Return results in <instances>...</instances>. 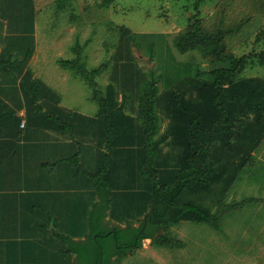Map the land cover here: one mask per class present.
I'll return each instance as SVG.
<instances>
[{
    "label": "rangeland",
    "instance_id": "1",
    "mask_svg": "<svg viewBox=\"0 0 264 264\" xmlns=\"http://www.w3.org/2000/svg\"><path fill=\"white\" fill-rule=\"evenodd\" d=\"M101 2L0 0V264H76L58 234L85 238L96 176L108 183L110 226L141 224L159 196L156 184H172L182 152L169 132L166 91L174 87L195 98L194 83L208 80L220 64L199 49L181 52L174 45L193 22L196 0ZM199 6L205 29L243 22L226 33L227 51L264 49V0H200ZM78 42L89 69L107 64L96 77L103 104L84 78L58 63L78 55ZM250 63L240 77L264 79V65ZM146 80L159 87L161 116L160 154L148 173L139 116ZM258 88L264 90V81ZM254 97L264 102V95ZM256 114H241L239 137L216 144L223 156L214 153L216 166L235 161L236 167L243 154H254L233 185L221 181L211 191L188 193L215 213L225 210L220 229L184 220L162 231L182 246L145 238L119 264H264V139L252 151L264 124L255 131ZM252 126L254 133L241 137ZM233 141H245L242 152L228 145Z\"/></svg>",
    "mask_w": 264,
    "mask_h": 264
},
{
    "label": "trees",
    "instance_id": "2",
    "mask_svg": "<svg viewBox=\"0 0 264 264\" xmlns=\"http://www.w3.org/2000/svg\"><path fill=\"white\" fill-rule=\"evenodd\" d=\"M69 1L59 0L62 5ZM114 1L102 0L101 4L108 6ZM199 5L200 0H196L197 12L193 15V22L188 30L180 32L175 37L174 45L181 52L199 49L208 59L210 58L212 63L220 64L210 71L211 77L208 80L201 79L194 83L198 89V95L195 98L187 96L184 90L180 92V89L174 87L166 91L168 109L172 116L169 132L173 136V142L182 148L179 166L174 171L175 174L170 177L172 184L165 187L156 184L159 196L151 203L141 224L136 226L131 221L126 225L110 226L107 218L112 198L109 194L108 183L104 177L96 176L98 197L90 213V230L85 238L75 239L64 233L58 234L70 244L66 251L76 254V264H99L100 261L101 264H110L111 257L115 255L119 262L129 251L140 248L145 238H152L159 246H182L184 243L182 240L162 231L163 229L169 231L172 225L184 220L208 223L219 229L221 227L225 210L222 209L220 213H215L200 200L188 196V193L196 195L200 192L211 191L214 184L221 181L232 186L239 171L245 169L254 157V154L250 157L245 153L236 167H234L235 161L231 167L224 164L216 166L218 155L216 156L214 153L223 157L219 153L220 147L216 146L217 141L227 142L232 137L231 134L235 135L234 139L239 137V129L236 128L239 123L236 121L241 114L246 112L252 114L254 110H257L255 116L258 121L254 124L255 131L258 125L264 124V102L253 99L259 94L264 95V90L258 88L264 79L240 77L241 73L251 64L250 62L253 64L258 60L260 64L264 65V49H255L251 53L239 55L233 51H227L228 46L224 41L226 33L238 31L243 22L230 28L219 26L215 31L205 29L203 18L199 14ZM221 19L223 20V18ZM75 50L78 52L77 56L60 58L58 63L66 69H72L75 74L84 78L93 88L92 98L103 104L104 99L101 97L96 77L101 74L107 64L89 69L83 59L82 45L79 42ZM27 58L28 55L23 61ZM2 61L0 58V63ZM158 98L157 83L146 80L139 97L141 107L139 116L144 127L142 151L145 173L149 172V165L157 167L156 161L160 154V145L157 140L161 130ZM253 133L252 126L250 133L243 131L241 137H248ZM262 133H259V141L252 149L253 152L264 139V131ZM212 144L215 147H212ZM235 144L234 141L228 144L235 152H242L246 146L245 141L241 146ZM213 149L214 151H211ZM156 172L158 173L157 168L152 173L153 176ZM115 231L117 235H115ZM123 243L128 245L119 249L118 245ZM109 244L115 247L114 250L109 248Z\"/></svg>",
    "mask_w": 264,
    "mask_h": 264
},
{
    "label": "flooded vegetation",
    "instance_id": "3",
    "mask_svg": "<svg viewBox=\"0 0 264 264\" xmlns=\"http://www.w3.org/2000/svg\"><path fill=\"white\" fill-rule=\"evenodd\" d=\"M114 233H115V235H117L116 231ZM127 245H128L127 243H123V244H119L118 246H119V249H121V248H123L124 246H127ZM109 248L114 250L115 247L112 244H109ZM110 264H119L118 257L116 255L111 257Z\"/></svg>",
    "mask_w": 264,
    "mask_h": 264
},
{
    "label": "crops",
    "instance_id": "4",
    "mask_svg": "<svg viewBox=\"0 0 264 264\" xmlns=\"http://www.w3.org/2000/svg\"><path fill=\"white\" fill-rule=\"evenodd\" d=\"M76 258V254H75V256H74V259ZM75 264V263H74Z\"/></svg>",
    "mask_w": 264,
    "mask_h": 264
},
{
    "label": "water",
    "instance_id": "5",
    "mask_svg": "<svg viewBox=\"0 0 264 264\" xmlns=\"http://www.w3.org/2000/svg\"><path fill=\"white\" fill-rule=\"evenodd\" d=\"M109 233H110V232H109ZM109 233H108V234H109ZM99 264H101V261H100V263H99Z\"/></svg>",
    "mask_w": 264,
    "mask_h": 264
}]
</instances>
